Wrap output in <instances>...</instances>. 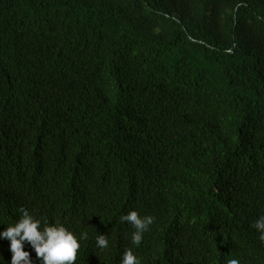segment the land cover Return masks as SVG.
<instances>
[{
  "label": "trees",
  "instance_id": "trees-1",
  "mask_svg": "<svg viewBox=\"0 0 264 264\" xmlns=\"http://www.w3.org/2000/svg\"><path fill=\"white\" fill-rule=\"evenodd\" d=\"M20 208L76 264H264V0H0V232Z\"/></svg>",
  "mask_w": 264,
  "mask_h": 264
},
{
  "label": "clouds",
  "instance_id": "clouds-1",
  "mask_svg": "<svg viewBox=\"0 0 264 264\" xmlns=\"http://www.w3.org/2000/svg\"><path fill=\"white\" fill-rule=\"evenodd\" d=\"M226 51L230 53L231 49ZM19 211L20 218L0 232V238L10 241V251L13 253L11 264H33L30 253L24 250L26 242L34 249L37 258H42L41 264H76L81 242L89 238L87 231L77 235L59 222L48 224L24 208H20ZM120 220L121 223L131 225L133 228L131 243L138 247L143 240V234L153 224L154 217L141 216L136 210H131L121 216ZM252 227L259 232L260 241L264 242V215L260 216ZM95 243L96 247L102 250L109 247L106 235H98ZM120 264H141V261L129 248L123 253ZM226 264H240V261L230 258L226 260Z\"/></svg>",
  "mask_w": 264,
  "mask_h": 264
}]
</instances>
